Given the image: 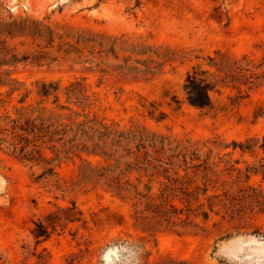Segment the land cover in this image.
Returning <instances> with one entry per match:
<instances>
[{"label": "rangeland", "instance_id": "374dc122", "mask_svg": "<svg viewBox=\"0 0 264 264\" xmlns=\"http://www.w3.org/2000/svg\"><path fill=\"white\" fill-rule=\"evenodd\" d=\"M37 29L41 35L33 36ZM48 29L56 40L47 51L59 59L9 68L23 85L10 97V86L0 85L6 108L28 93L25 105L40 103L56 113H63L57 105L69 106L81 114L78 120L86 115L204 143L200 155L209 157V170L189 178L205 184L200 202L206 211L207 197L218 203L227 194L235 198V214L215 205L204 220L198 203L176 193L173 208L164 206L159 216L153 207L145 211L144 203L135 206L136 200H121L84 179L82 169L95 167L97 156L83 154L82 162L61 154L57 175L43 177V162L21 161L0 147V264H264V154L231 147L264 136V117L254 118L264 109V0H0V41L20 57L43 51ZM82 29L102 35L107 48L116 42L118 59L109 53L103 57L108 64L123 63L133 49L146 52L133 59L151 60L152 71L71 68L57 51V36ZM197 66L216 84L208 110L185 100V79ZM82 77L84 108L68 104L64 90ZM49 82L60 88L57 102L38 93ZM152 108L164 118L150 115ZM46 157L53 153L46 150ZM37 222L50 232L39 243L31 234Z\"/></svg>", "mask_w": 264, "mask_h": 264}, {"label": "trees", "instance_id": "16d2710c", "mask_svg": "<svg viewBox=\"0 0 264 264\" xmlns=\"http://www.w3.org/2000/svg\"><path fill=\"white\" fill-rule=\"evenodd\" d=\"M7 31L8 34L12 33V25L8 26ZM40 35L38 29L33 32V36ZM43 37V51L34 56L27 54L20 57L13 48L6 45L5 41H0V85L10 86L7 97L20 92L23 85L11 78L12 71L9 68H16L21 63L39 65L42 61L55 62L59 59L51 57L47 51L54 46L56 40L54 32L48 29L46 34L43 33ZM57 39V51L62 54L61 59L64 62L70 63L71 68L77 65L83 71L105 72L103 66H106L134 74L149 73L153 69L150 66L151 60L133 59L134 53H146L135 52L133 49H127L129 54L123 57V63L108 64L103 57H107L109 53L118 59L116 42L107 48L103 36L88 29L62 33ZM209 63L211 66H219L213 58H209ZM208 76V72L199 66L193 67L183 85L186 102L199 110L212 108L211 93L215 90L216 84ZM86 80L87 77H82L81 80H76L64 88L68 104L74 103L84 108L83 103L88 98L84 85ZM59 89L58 84L43 83L38 93L43 99L53 96L54 102H57ZM27 96L28 93L22 95L11 109L5 106L7 100L0 98V147H5L21 161L37 164L43 162V172L40 176L57 175L55 169L61 162V154L65 158L69 155L78 157L82 162H86L82 158L83 154L88 157L97 156L100 160L95 167L88 163L82 169L83 178L95 181L121 200H136L135 206L144 203L145 211L153 207L155 214L164 215L166 212L163 210L164 206L173 208V205L169 204L170 199L179 193L182 195V201L198 203L197 209L201 210L199 215L204 220L209 218L208 211L213 212L215 205H220L231 217L235 214V198L227 194L223 195L218 203L213 201L216 196L207 197L209 210L206 211L205 203L200 202L201 196L205 200L207 192L205 184L200 186L193 177L189 178V173L198 176V173L202 172L205 176V172L209 170V157L202 158L200 155L205 147L204 143L171 139L144 127L122 128L118 123L89 119L86 115L83 120H78L81 114L73 112L69 106L57 105L55 110L63 113H56L45 106H40V103L35 106L25 105ZM173 101L179 105L178 100ZM149 114L155 115L157 120H162L165 116L156 108H152ZM260 117H264L262 107L254 113L255 119ZM231 145L233 152L238 149L241 153L254 154L260 151L264 154V136L261 139H247L240 143L234 141ZM46 150L53 153L52 158L46 157ZM262 167L261 174L264 179V166ZM180 171L184 172L183 176H180ZM253 173H260V170L254 169ZM31 234L37 243L50 236L48 227L42 222L34 223Z\"/></svg>", "mask_w": 264, "mask_h": 264}]
</instances>
